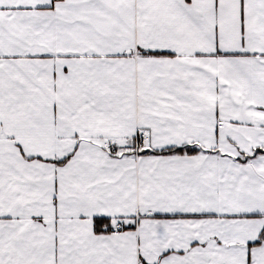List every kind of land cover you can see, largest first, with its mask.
<instances>
[{
    "label": "snow or ice",
    "instance_id": "1",
    "mask_svg": "<svg viewBox=\"0 0 264 264\" xmlns=\"http://www.w3.org/2000/svg\"><path fill=\"white\" fill-rule=\"evenodd\" d=\"M0 264H264V0H0Z\"/></svg>",
    "mask_w": 264,
    "mask_h": 264
}]
</instances>
